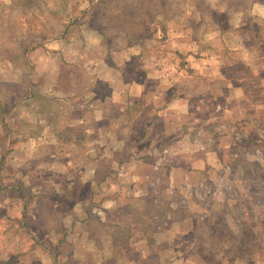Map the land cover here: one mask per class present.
I'll list each match as a JSON object with an SVG mask.
<instances>
[{"label":"crops","instance_id":"0c3cea01","mask_svg":"<svg viewBox=\"0 0 264 264\" xmlns=\"http://www.w3.org/2000/svg\"><path fill=\"white\" fill-rule=\"evenodd\" d=\"M0 1L8 4L12 2ZM254 7L260 12L258 15L264 18V2L256 0ZM227 9L233 19L228 15L227 31L215 32L217 39L221 36V59L217 57L213 65L207 60L210 59L207 57L209 52L198 53L203 51V39L209 41L212 38L210 33L203 31L201 35L192 37L195 33L190 26H175L167 35L164 33L162 39L172 43L176 40L184 42L185 47H169L170 50L165 49V53L159 54L158 49L150 48L162 37L161 30L154 27L147 37L139 35L136 40L139 59L136 65H117L112 61L114 50L105 47L97 52L102 55L105 64L100 58L93 63L94 68L85 65V69L93 73L86 79L72 82V73H58L56 84L47 90L48 95H39L37 83L35 79H31V84L26 85L28 96L23 102L25 104L16 102L9 112V117L15 124L25 122L27 127L24 133L19 127H11L14 130L9 136L12 137L14 154L11 156L14 159L6 163L8 171L0 174V264H46L47 248L54 245V239L48 235L45 240H39L35 237V228L27 222L28 217L32 218L37 210L34 209L37 204H33L30 199L37 197L43 201L51 200L54 196L60 198V195L64 198L72 197L75 223L78 222L77 212L81 210L88 213L90 219L97 216L104 221L99 215L108 213L110 209L101 206V201L107 203L106 206H115V209L122 199L137 201V206L130 213L137 216L136 220L112 223L119 224L117 229L121 227L125 230L121 239H116L113 235V246H116L117 240L123 243L120 246L127 251L142 248L139 252L145 254L150 248H159L161 253L158 239L161 233L157 231L156 225L153 222V226L148 224L147 227L144 219L138 218L146 215V202L149 201L154 205L159 201H168L163 212L152 211L150 214L154 219L157 215L164 218L165 232L169 237L176 236L175 233L183 224L187 233L197 235L195 214L184 212L183 216V211L177 210L176 202L179 198L160 191L159 187L163 185L166 189H174L183 184L186 176L191 179L199 178L212 169H223L231 162V153L236 148L230 137L216 138L215 129L220 122L222 124L224 121L252 118L257 127L252 129L254 125L251 124L248 125L250 131H245L257 139L264 137V88H258L264 85V54L255 53L246 44L249 52L254 53L250 59L253 63L251 69L258 67L262 71L260 83L254 85L242 76L237 79L239 87L235 79L228 76L225 68L231 66V62H236L232 53L236 55V51L241 50L240 43L248 38L245 39L243 35L246 26L243 25L245 17L242 18L244 13H240V7L229 5ZM179 16H168L160 21L161 14H157L151 24H177ZM188 18L183 17V22L188 23ZM200 20L204 23L203 17ZM207 22L210 23L211 19ZM144 24L150 22L145 20ZM73 28L69 27L68 30L72 32ZM92 35L99 39L94 33ZM59 37L61 41L66 40L64 35ZM254 38L259 39V36ZM161 42L165 43L163 40L159 43ZM87 50L89 48L81 53L82 60L87 57ZM174 54H184L187 62L188 57L193 54L200 55L203 60L194 65L186 61L181 64L176 56L169 58ZM165 56L169 59L163 63L161 60L166 59ZM11 82L14 81L10 80L9 83ZM256 93L260 94L257 99L254 97ZM34 97H40L47 103L30 109L26 105L34 103ZM38 107L41 109L40 114ZM190 125L202 126L201 135L210 137L208 143L196 144L185 135L181 143L173 144L175 152L168 159V165H157L151 155L153 147L160 145L164 137H167L165 142H169L173 133ZM262 140L261 143H264L263 138ZM5 167L3 166V170ZM32 182H35L34 187L30 185ZM44 183L51 185L48 197L40 196L41 191L36 188ZM83 188L87 189L85 194L88 192V196L82 193ZM86 200L89 201L88 205ZM228 200L225 199V202L228 203ZM30 204L33 209L29 208ZM89 205L92 209L88 208ZM225 206L224 202L221 203V209L216 214L218 217L229 215L230 210ZM55 207L59 210L60 204L53 208ZM237 214L246 213L237 210ZM74 222L73 225L80 228ZM134 229L141 234L134 236L130 233ZM58 231H63L64 235L66 233L65 227ZM52 235L54 234L51 232ZM65 239L63 236L57 239V247H64ZM28 240L30 248L36 246L41 249L37 251L38 254L41 252V257L35 259L32 254L22 250ZM197 241L199 240L192 238L188 244L193 245ZM186 243H172V239H168L167 246L179 247ZM160 253L156 255L154 252L155 257L148 253L149 255L137 258L132 264H151V259H157V264H163L165 260L158 257ZM252 256L250 253L233 257L221 255V264L251 263L254 260ZM52 259L54 260L49 258Z\"/></svg>","mask_w":264,"mask_h":264},{"label":"rangeland","instance_id":"374dc122","mask_svg":"<svg viewBox=\"0 0 264 264\" xmlns=\"http://www.w3.org/2000/svg\"><path fill=\"white\" fill-rule=\"evenodd\" d=\"M10 1H12L10 4L0 1V164L2 165L0 174H2V171H8V164L6 165V163L14 159L11 156L14 154L11 145L12 137L9 136L10 132L14 130L11 127H16L15 129L19 127L23 133L27 127L25 122L15 124L14 120L10 119L9 112L13 109V104L16 102L23 103L26 100V96H28L26 85L31 84V79H35L37 83L36 90L39 95H48L47 90L56 84L55 80L58 73H72V82L86 79L93 73L86 70L85 65L94 68L93 63L98 62L100 58L102 60V55L97 52L105 47L114 50L112 61L117 65H136L139 63L136 40L139 35L147 37L150 31L153 32L154 27H157V30L160 29L163 33H161L162 37L157 41V44H152L150 47L151 49H158L159 54L165 53V49L166 51L167 49L170 50L169 47H185L184 42L176 40L175 43H172L162 39L164 33L166 34L175 26H190L195 33L192 37L201 35L203 31L210 33L212 38L209 41L203 39V42H201L204 45V47H201L203 51H198V53L209 52L210 55L207 57H210V59L207 60L210 65H213L217 57L221 59V36L217 39L215 32L219 30L220 32L221 30L227 31V28H229L227 19L228 15L230 18V14H228L227 7L229 5L240 7V13H244L242 18L245 17L243 18V25L246 26L243 35L245 39H248L240 43L241 50L236 51V55L232 53L236 62H231V66H227L225 69L228 76L234 78L235 80H233L239 87L237 79L242 78V76L247 81H252L254 85L261 82L262 71L258 67L251 69L253 63L250 59L253 58L254 53L249 52V48H251L259 55L264 54V18L258 15L260 12L254 7L256 0ZM258 1L264 2V0ZM157 14H161L160 21L168 16L183 15L178 17L180 20L177 24H168L167 22L156 25L151 24V21L152 23L155 21L153 17ZM183 17H189L188 23L183 22ZM200 17L204 18V23H201V20L199 21ZM85 18L87 20H84ZM209 19H211L210 23L207 22ZM145 20L149 21L150 24H144ZM212 21H215V23ZM69 27H74L72 32L68 30ZM93 33L99 39H95ZM61 35L66 36L65 41L58 39ZM256 35L259 36V39L254 38ZM161 40L165 43H159ZM206 45L210 47H206ZM187 46L189 47V44ZM88 48L87 57L85 56L82 60L81 56L83 54L81 53H85L86 51L83 50ZM103 55H106V53ZM175 56L181 64L186 61L184 54H174L169 58ZM204 57L206 60V55ZM169 58L166 57L161 61L166 63ZM188 58V62H192L193 65L203 60L200 55L194 54ZM147 60L148 57L146 56V62ZM103 63L105 64V61ZM10 80L14 82L9 83ZM262 87L264 88L263 84L258 86V88ZM258 95L260 94L256 93L254 97L257 99ZM34 98H36L34 103L26 105L30 109H36L37 105L47 103L40 97ZM22 103L20 104L22 105ZM38 109L40 114L41 109L39 107ZM251 124L254 125L252 129L257 127L252 118L232 122L224 121L222 124L220 122L215 129L216 138L226 137V132L230 137L232 131L235 133V137H238L242 132L251 137V134L245 131V129L250 131L248 125ZM201 128L202 126L195 125L180 128L173 133L169 142H165L167 137H162L160 145H155L151 150V155L155 158L157 165H168V159L175 152L172 148L173 144L181 143L185 135L196 144L200 145V142H202V145L207 144L210 137L202 136ZM261 137L264 139L263 136ZM261 137H258L259 139L253 137L251 144L245 145L244 148L238 149L235 153L232 152L231 154H233L236 161L233 160L232 163L227 164L225 169L224 167L223 169H212L213 171L211 170L206 175L195 179L186 176L183 184L175 186L174 189L173 187L170 190L166 189L163 185L159 187L160 191L176 195L179 198L176 202L177 210L183 211L182 215L184 212L194 213V219L198 226L196 236L187 233L185 231L186 226L183 224L175 233L176 236L171 238L165 232L166 224L163 223L160 226L161 220L158 219L159 215H157L153 222L157 231L161 233L158 237L161 253L159 248H150L145 251V254L139 252L142 251V248H132L127 251V249L120 246L123 243L117 240L116 246H113V235L117 237L116 239H121L125 230L121 227L117 229L119 224L112 225V223H127L131 219L136 220L137 216L130 215V213L131 209L137 206V201L122 199L116 209L115 206L114 208L109 205L106 206L107 203L101 201V206L104 205V207L110 209L108 213L99 215V217L104 218V221L98 219L97 216L90 219L89 214L81 210L77 212L79 214L77 215L78 222L75 223L72 214V197L64 198L60 195V198L54 196L51 197V200L46 201L37 199L38 197L30 199L33 204H37L34 208L37 210H35L32 218L28 217L27 219L28 224L33 225L35 228V237L41 239V241L49 236L54 239V245L47 248L46 264H58V261L59 264H132L134 260L143 255L152 254L151 257H155L154 252L156 255L160 253L158 257L167 261V263L164 261L163 264H221V255H223L221 254V248L227 251L224 256L233 257L240 254V252L243 256L248 255V250L251 248H243L242 251L234 248L237 238L240 240L239 246L242 245L241 242L251 241L253 246L255 245L254 251L251 252L254 260L251 263L242 264H264V151L260 149V147H264V143H261L263 142ZM259 144L260 147L256 148ZM165 150L166 153H164ZM240 153L241 156H239ZM244 163L251 170L248 176L245 173L243 176L241 166ZM3 166H6L4 170ZM34 183L32 182L30 185L34 187ZM50 186L44 183L36 187L41 191L39 195L48 197ZM86 190V188H83L82 193L85 194ZM84 196H88V192ZM225 199H229L228 203L225 202ZM86 202L88 205L89 201L86 200ZM167 202V200L159 201L147 210L150 211L149 213L147 212L146 215L138 218L151 220L153 216L150 213L152 211L156 213L163 212L168 206ZM223 202L226 205L225 208L230 210L229 215L223 216V218L221 216L216 217L215 213L218 214ZM58 204H60V209L57 210L58 207L54 209V205ZM29 208L33 209V205L30 204ZM88 208L92 209L91 205ZM237 210L246 214L238 215ZM62 213H66V215ZM73 222L81 230L75 227ZM208 224H210L209 227ZM62 227L66 229L65 235L63 231H58ZM51 232L54 235L51 236ZM130 233L134 236L141 234L135 229ZM125 234L128 235L127 232ZM62 236L64 239L66 237V244L64 247L59 248L55 242L57 239H61ZM192 238L199 241L193 243V245L188 244V241ZM209 238L210 241L207 240ZM168 239H172V243L174 241H186L187 243L180 244L179 247L175 245L167 246ZM28 241L22 250L32 254L35 259L41 257V252L40 254L37 252L41 249L36 246L30 248V241L29 244ZM258 244L261 248L256 246ZM49 258H54V260H49ZM53 261L55 262L53 263ZM155 261L157 259H151V264H157Z\"/></svg>","mask_w":264,"mask_h":264},{"label":"trees","instance_id":"16d2710c","mask_svg":"<svg viewBox=\"0 0 264 264\" xmlns=\"http://www.w3.org/2000/svg\"><path fill=\"white\" fill-rule=\"evenodd\" d=\"M225 136H228V132H226L225 133ZM236 135H235V133L232 131V134H230V138H231V140H232V143H234V147L236 148L235 149V151H237L238 149H241V148H244L245 147V145H248V144H251L252 143V139H253V136L251 135V137H248V135L247 134H245V132L243 133H241V134H239L238 135V137H235ZM258 147H260L259 145H257L256 146V148H258ZM264 147H260V149L261 150H263L264 151V149H263ZM235 151H233V153H235ZM239 156H241V153L239 154ZM231 162L230 163H232V161L233 160H235L236 161V159L233 157V154H231ZM238 160V159H237ZM237 164V163H236ZM238 165V164H237ZM227 167V165L224 167V169ZM241 168H242V171H243V176H244V173L248 176V174L251 172V170L249 169V167L244 163V164H242V166H241ZM227 172H229V171H227ZM147 204H146V207H147V210L148 209H151V207L154 205V203H151L150 201L149 202H146ZM148 212V211H147ZM151 215V214H150ZM215 215H216V213H215ZM151 216H153V215H151ZM217 216V215H216ZM218 217V216H217ZM153 219H154V216H153V218L151 219V220H149V219H144V222H145V225L147 226V227H149V225H152L153 224ZM158 219L159 220H161V223H160V226H162V224H163V222H164V218L163 217H161L160 215L158 216ZM158 220V221H159ZM152 222V223H151ZM149 224V225H148ZM153 226V225H152ZM210 226V224H208V227ZM224 236V235H223ZM251 239H252V237H250ZM208 241H210V238L209 239H207ZM239 242H240V240L237 238L236 239V241H235V247L234 248H237V250L238 251H242V249L243 248H251V249H249L248 250V252L250 253V254H252L251 252H253L254 250V246H253V243H252V241L251 242H241L242 243V245L241 246H239L240 244H239ZM258 248H261V246L258 244V245H256ZM227 253V251L226 250H224L223 248H221V254H223L222 256H224V254H226ZM239 253V252H238ZM238 255H241V252H240V254H238ZM235 256V255H234Z\"/></svg>","mask_w":264,"mask_h":264},{"label":"built area","instance_id":"2783aa9c","mask_svg":"<svg viewBox=\"0 0 264 264\" xmlns=\"http://www.w3.org/2000/svg\"><path fill=\"white\" fill-rule=\"evenodd\" d=\"M167 151L165 150L164 153H166Z\"/></svg>","mask_w":264,"mask_h":264}]
</instances>
